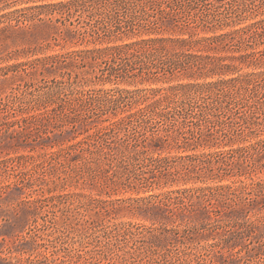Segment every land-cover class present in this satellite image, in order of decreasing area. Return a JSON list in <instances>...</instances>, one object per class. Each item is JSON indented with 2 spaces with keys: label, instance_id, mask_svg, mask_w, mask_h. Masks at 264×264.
Wrapping results in <instances>:
<instances>
[{
  "label": "trees",
  "instance_id": "trees-1",
  "mask_svg": "<svg viewBox=\"0 0 264 264\" xmlns=\"http://www.w3.org/2000/svg\"><path fill=\"white\" fill-rule=\"evenodd\" d=\"M3 1L7 0L0 4ZM33 1L35 6L1 16L0 25L6 18L16 22L12 27L29 26L42 21L39 11H47L50 20L59 15L57 23L88 14L94 21L90 32L95 40L123 43L0 68L4 82H23L27 88L14 97L0 93V147L9 143L6 146L17 152L31 144L32 150H45L38 157L21 155L0 161V170H20L14 184L22 192H36L29 203L55 205L67 197L57 193L66 189L67 181L54 168L72 159L78 180L98 190L100 197H109L86 196L91 211L104 217L125 213L150 221L158 226L149 229L158 231L155 240L164 239L166 246L170 236L183 234L188 239L194 231L230 228L234 234L252 237L264 225V216L259 217L264 213V180L254 179L264 173V71H256L264 68V20L197 38L200 30L216 32L241 21L245 13L235 8L246 0H233L225 13H218L222 6L216 0ZM78 32L86 37V30L66 29L65 41ZM75 68L86 69L90 76L86 86L190 82L167 89L77 91L74 95L67 83ZM246 68L254 71L242 74ZM216 76L219 80L199 82ZM64 133L85 138L74 144L67 139L60 151H46L57 147L56 136ZM173 150L178 154L171 156ZM232 179L233 184H222ZM174 186L177 189L160 194L113 198ZM126 225L119 232L133 236L134 226ZM248 250L236 241L226 242L211 264H239ZM139 255L129 261L122 253L104 264H142ZM145 255L158 253L151 249ZM203 257L196 256L197 264Z\"/></svg>",
  "mask_w": 264,
  "mask_h": 264
},
{
  "label": "rangeland",
  "instance_id": "rangeland-1",
  "mask_svg": "<svg viewBox=\"0 0 264 264\" xmlns=\"http://www.w3.org/2000/svg\"><path fill=\"white\" fill-rule=\"evenodd\" d=\"M15 1L17 0H7L0 4V17L16 9L36 5L33 0ZM232 1L216 0L217 4L222 6L219 8L218 13L227 12L230 7L229 3H232ZM39 4L41 3L39 2ZM235 9L238 10L239 14L245 13L241 21H237V24H232L216 32L200 30L197 38L231 32L264 20V0H246L245 4L242 5L241 3ZM39 12L43 13L40 16L42 21L36 20L29 26L20 24L17 27H12L16 25L15 21L10 22L6 18L2 20L0 25V68L49 56L101 49L123 43L122 41L100 42L95 40L90 32V26L94 21L88 14L76 16L67 22L61 21L57 23L56 19L60 17L59 15H52L53 20H50V15L45 14L47 11ZM66 29H77L83 32L86 30V37L83 39L79 35L80 32H78L75 36L70 34L68 36L69 40L65 41L64 38L68 35L64 33ZM135 39H139V37ZM28 50H30L29 55H27ZM253 69L246 68L242 71V74L252 72L254 71ZM256 71H264V68ZM71 72L72 78L67 83V89L73 92L74 95L77 91H83L86 94L87 91L100 90L116 92L117 90L133 91L146 88L167 89L179 83L190 82L186 79L145 85L105 83L86 86V78H90V76H86V69L75 68L71 69ZM3 80L4 78L1 77L0 93H2L3 97L19 96L27 89L26 84L23 82L12 85ZM216 80H219L218 76L214 79H202L199 82L204 83ZM106 125L108 123L104 124V126ZM56 138L57 141H60L58 146L53 149L48 148L46 151H60L66 146L63 141L70 139V144H74L83 140L85 136L79 135L74 139L71 133H64L63 136H56ZM8 144L6 143V145ZM6 145L0 147V161L8 157L21 155L38 157L45 153V150L39 147H36L37 150H32L31 146H29L31 144L17 152H14ZM7 153H10V156ZM177 154V150H173L170 153L171 156ZM71 160L66 166L59 164L54 168L55 174L66 178L67 181L66 189L57 191V193L65 194L67 197L55 205L43 202L34 206L29 203L32 197H36V192L31 189L22 192L14 184L15 177L20 175V170L12 169L9 172L4 169L0 170V264H104L107 259H118V255L122 253L127 255L129 261H132L130 257H136V253L140 254L138 257L143 259L144 262L142 264H197L196 256L204 254V260L201 264H211L212 260L215 262L219 258L221 246L225 245L226 242L233 243L234 241L240 246L249 248L248 251L243 253V259L239 264H264V225L260 229L255 230L252 237L247 236L244 232L234 234L230 228L218 230L217 232L194 231L188 239L183 234H175L170 236L168 239L170 244L166 246L164 239L155 240L158 231L149 229L158 226L153 225L150 221L132 217L125 213L115 217H104L96 214V212L91 211L93 210L92 207L86 205V196L99 198V191L86 186L85 181L78 180L79 177L73 171L77 163L71 162ZM254 179L256 181L264 180V173L259 174ZM243 180L250 182L246 179ZM233 181L232 179L222 184H233ZM238 185L236 184L235 186ZM173 189H177V186L163 191L155 190L141 193L139 196L130 192L113 198H137L160 194ZM30 192L34 194L29 195ZM100 198L108 199L109 197L102 195ZM86 211H90V214H87ZM263 216L264 213L259 215L261 218ZM255 220V217L251 218V222ZM124 224H127L126 226L132 224L130 226H134L133 236L119 232ZM151 249L157 250L158 255L147 258L145 252ZM224 252L226 253V251ZM184 253L188 254L189 261H185L186 256Z\"/></svg>",
  "mask_w": 264,
  "mask_h": 264
}]
</instances>
